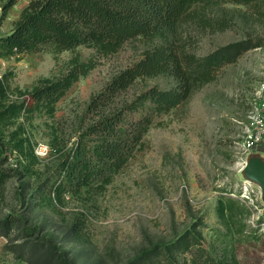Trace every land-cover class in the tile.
I'll use <instances>...</instances> for the list:
<instances>
[{
	"label": "rangeland",
	"instance_id": "rangeland-1",
	"mask_svg": "<svg viewBox=\"0 0 264 264\" xmlns=\"http://www.w3.org/2000/svg\"><path fill=\"white\" fill-rule=\"evenodd\" d=\"M7 1L0 0V38L12 33L32 0H20L4 14ZM167 38L178 50L197 56L248 39H259L263 46L222 68L185 106L157 119L144 139V150L104 193L68 195L63 207L26 200L29 189L56 178L62 156L74 149L91 122L86 113L91 98L164 40H133L107 57L87 47L60 54L45 47L0 59V80L7 77L20 90L65 75L74 56L97 62L58 102L53 116L38 114L27 125L39 163L33 176H14L0 188V222L10 215L20 220L10 238L0 237V264H30L21 261L18 246L35 240L46 244L44 239L56 248L57 264H128L144 250L173 243L189 230L202 234L204 248L217 262L264 264V203L247 195L238 156L255 88L264 80V3L200 0L192 18ZM174 85L170 76L138 79L117 101L130 102L153 87L167 90ZM18 160L14 154L7 166L19 170ZM222 198L239 200L246 213L232 224L221 220L217 208ZM75 223H80V239L67 233ZM193 256L192 249L184 251L178 261L190 264Z\"/></svg>",
	"mask_w": 264,
	"mask_h": 264
},
{
	"label": "trees",
	"instance_id": "trees-1",
	"mask_svg": "<svg viewBox=\"0 0 264 264\" xmlns=\"http://www.w3.org/2000/svg\"><path fill=\"white\" fill-rule=\"evenodd\" d=\"M19 1L8 0L4 14ZM199 1L32 0L23 9L12 33L0 38V59L40 52L45 47H51L57 54L87 47L107 57L117 54L133 40H164L162 45L146 50L139 62L119 73L91 98L86 112L91 122L80 132L74 149L62 156L56 178L30 188L26 200L39 199L41 203L63 207L68 195L104 193L114 178L144 150V139L157 119L185 106L197 89L217 79L222 68L263 46L259 39H248L206 56L178 50L170 43L168 34L174 33L182 21L192 18ZM232 1L264 3V0ZM96 66L93 58L82 61L80 56H74L65 75L44 79L31 90L12 88L7 77L0 80V188L14 176L19 179L33 176L39 160L33 142L26 135L27 125L38 114L53 116L58 102ZM159 76H170L175 85L167 90L153 87L130 102L117 101L138 79ZM14 154L19 159V170L7 166ZM246 211L239 200H219L218 215L228 224ZM19 221L11 215L1 221L0 237L10 238ZM80 231V223H75L67 233L70 239H80ZM44 240L46 244L35 240L18 246L21 261L57 264L56 248ZM202 241L201 233L189 230L173 243L144 250L128 264H180L178 255L191 249L195 257L190 264H227L215 261Z\"/></svg>",
	"mask_w": 264,
	"mask_h": 264
},
{
	"label": "built area",
	"instance_id": "built-area-1",
	"mask_svg": "<svg viewBox=\"0 0 264 264\" xmlns=\"http://www.w3.org/2000/svg\"><path fill=\"white\" fill-rule=\"evenodd\" d=\"M255 155L264 160V80L259 82L255 88L252 103L243 124L242 140L239 143L238 152L243 170ZM244 189L247 195L254 194L264 203L262 190L257 184L246 179Z\"/></svg>",
	"mask_w": 264,
	"mask_h": 264
},
{
	"label": "water",
	"instance_id": "water-1",
	"mask_svg": "<svg viewBox=\"0 0 264 264\" xmlns=\"http://www.w3.org/2000/svg\"><path fill=\"white\" fill-rule=\"evenodd\" d=\"M243 173L246 179L261 188L264 200V160L258 156L252 157L245 166Z\"/></svg>",
	"mask_w": 264,
	"mask_h": 264
}]
</instances>
